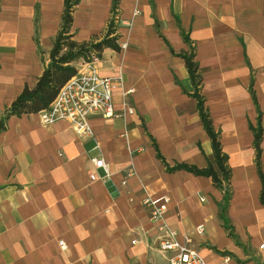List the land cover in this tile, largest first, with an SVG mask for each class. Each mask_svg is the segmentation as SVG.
<instances>
[{"label": "crops", "instance_id": "0c3cea01", "mask_svg": "<svg viewBox=\"0 0 264 264\" xmlns=\"http://www.w3.org/2000/svg\"><path fill=\"white\" fill-rule=\"evenodd\" d=\"M112 3L77 0L73 39L103 35ZM62 9L63 0H0V118L47 64ZM115 13L131 21L115 30L128 46L104 48L95 65L135 88L126 97L134 112L89 118L110 175L90 161L98 154L94 140L69 122L43 124L37 113L8 116L0 131V264H169L170 253L159 248L163 235L142 204L145 195L169 196L166 221L207 264H264L251 128L260 115L264 167V0H117ZM182 30L227 156L228 229L218 206L224 193L211 178L169 168L205 167L212 152L180 55L189 50ZM113 103L123 108L119 89Z\"/></svg>", "mask_w": 264, "mask_h": 264}, {"label": "trees", "instance_id": "16d2710c", "mask_svg": "<svg viewBox=\"0 0 264 264\" xmlns=\"http://www.w3.org/2000/svg\"><path fill=\"white\" fill-rule=\"evenodd\" d=\"M112 11L115 12L117 0H112ZM77 0H63L61 15V25L58 29L52 46L49 50L48 62L42 72L37 77L35 83L29 87L25 85L16 95L11 104L5 108L3 116L0 118V131L5 128V121L8 116H21L27 113H37L46 108L57 94L60 87L76 73L75 62L83 59L88 60L92 54L100 56L104 48L119 50L117 40L119 36L115 33L112 23L107 25L103 35H92L85 41H76L70 32L72 23V12ZM182 37L188 43L189 50L181 53L194 91L192 96L196 99L198 113L205 132L210 138L212 152L205 167H198L193 164L176 163L170 169H184L195 175H205L211 178L213 184L224 193L223 200L218 204L220 217L223 226L230 228L228 219L225 216V209L230 200V169L227 164V156L222 150L218 131L214 128L208 111L204 106L203 97L200 94L202 76L198 63L194 59V50L190 44L188 35L182 30ZM255 104L257 101L252 92ZM254 133L255 164L257 173L261 181L260 202L264 205V167L260 161V141L262 138V126L260 115L256 126H251ZM158 156L161 155L155 145Z\"/></svg>", "mask_w": 264, "mask_h": 264}, {"label": "built area", "instance_id": "2783aa9c", "mask_svg": "<svg viewBox=\"0 0 264 264\" xmlns=\"http://www.w3.org/2000/svg\"><path fill=\"white\" fill-rule=\"evenodd\" d=\"M139 11L135 9L134 15ZM112 23L116 30L118 24L129 26L130 20L121 19L114 12L108 22ZM120 50L127 48L126 41L117 40ZM99 56L92 54L88 60L80 59L76 65L77 71L72 75L58 90L57 94L50 104L37 112L40 121L43 124H50L58 120H65L70 123L75 132L83 137L92 138L94 147L98 154L93 156L90 161L95 168H103L105 176L109 177L110 170L108 163L102 156L99 142L94 137L93 130L89 124L91 116H102L104 118L124 117L126 114L134 112L133 107L126 101V97L133 93V86L125 87L122 76H109L99 73L95 63ZM119 89L123 98V108L118 110L114 107L113 92ZM131 170L126 169V174L130 175ZM91 180L97 178L94 173H90ZM126 180L122 183L125 184ZM170 201L168 195H162L153 198L145 195L142 198V204L148 211V217L155 229L163 235L159 242V248L162 251L169 252V264H207L203 256L188 243L177 237V232L168 224L165 218L167 204ZM203 226L197 227V232L201 233ZM62 249L65 243L59 240Z\"/></svg>", "mask_w": 264, "mask_h": 264}]
</instances>
